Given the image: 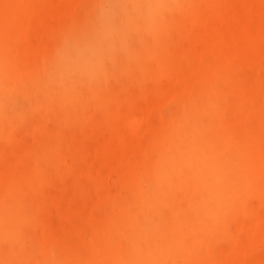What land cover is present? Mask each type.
Masks as SVG:
<instances>
[{"label":"bare ground","instance_id":"obj_1","mask_svg":"<svg viewBox=\"0 0 264 264\" xmlns=\"http://www.w3.org/2000/svg\"><path fill=\"white\" fill-rule=\"evenodd\" d=\"M23 2L0 0V143L9 140L13 128L30 130L36 142L16 152L0 147V264H22L25 248L30 251L26 264H194L197 258L183 255L181 250H201L195 240L185 238L197 230L196 209L207 207L216 215L211 201L216 205L228 202L231 188L243 187L257 177V144L250 141L256 145L252 162H235L232 149L236 138L229 127L260 123L257 114L264 103L259 110L249 104L251 110L242 114L229 93L236 90L254 95L257 86L264 88V9L259 0H190L189 18L179 21L187 26L188 41L176 48L161 44L158 35L163 30L147 45H141L144 41L126 45L128 59H141L140 65H120L110 74L82 83L83 87L93 83L89 93L75 84L62 83L58 76L47 78L44 69L35 72L34 61L51 55L46 46L39 47L40 51L29 50L33 24ZM16 19L27 20V24L20 21L22 28L14 30ZM160 28L155 25L151 31ZM17 36H23L18 51L10 44ZM222 46L233 54H219ZM236 58L244 62L247 72L236 66L230 74ZM125 70L136 72L138 90L131 89L128 82H117ZM25 76L33 83L40 81L44 97L78 103V109L63 115L64 120L76 119L75 132L68 133L63 124L56 123L43 133L41 121L49 116L47 111L31 129L23 126L41 109L31 102L34 92L17 85ZM148 93L154 100L144 103ZM9 94L29 100L26 108L17 112V119L2 106L3 97ZM171 99L175 101L172 112L154 117L155 110ZM91 103L102 108L98 118L82 113L81 108ZM214 105L221 107L217 114ZM91 117L97 125H104L107 138L83 128V121ZM149 131L152 139H157L155 152ZM112 154L106 168L98 164L94 172H85L106 175L117 185L113 195L93 198L90 203L80 186L63 185L56 190L51 186L55 178L72 174L71 162L96 164ZM175 161L193 167L178 183L202 181V199L185 206L176 202L172 191L176 181L170 171ZM195 189L193 185L191 196ZM79 198L84 201L78 208ZM121 199L137 208L125 206ZM111 202L115 205L110 209L101 207ZM171 206L176 220L166 224L163 210ZM1 241L22 246L4 248ZM244 259L235 264H244Z\"/></svg>","mask_w":264,"mask_h":264},{"label":"rangeland","instance_id":"obj_2","mask_svg":"<svg viewBox=\"0 0 264 264\" xmlns=\"http://www.w3.org/2000/svg\"><path fill=\"white\" fill-rule=\"evenodd\" d=\"M130 3L141 4L143 0H24L22 7L30 10L26 13L27 16L31 17L33 24L28 48L32 52L40 51L39 47L46 46L48 47V56L51 55V57L44 58L43 55L41 59L34 61L35 66H33V68L36 67L37 69L35 72L38 73L40 70L44 69V74L47 78L57 77L61 53L69 46L79 43L92 35L95 29L97 15L101 9L114 6H125ZM164 3L169 10L155 24L156 27H161L160 31L154 32L145 30L142 22L138 19H133L131 22L122 20V23H129L126 45L135 46L142 41H144L141 43L142 46L147 45V42L149 44L153 40H156L157 35L163 30L162 35H158V40H161L160 43H170L171 48L180 47L182 43L189 40L185 36L187 26L180 24L179 21L185 17L187 19L189 18L187 12L189 10L190 0H164ZM259 5L264 9V0H259ZM262 17L264 18V15H262ZM20 21L23 26L27 24V20H17V26L14 27V30L22 28ZM165 25L168 27L164 29ZM262 36L264 43V32ZM76 37H78V39ZM166 37H168V40L165 39ZM73 39L77 40L74 44L73 41L75 40ZM22 43L23 36H17V39L13 37V39L10 40L11 47L13 49L16 48V51L23 47ZM52 51L56 56L52 55L54 54L51 53ZM219 54L232 55L233 53L228 47L222 46L219 49ZM128 57L126 49L118 52L113 60L104 66L103 71L98 74L95 79L112 73V71L117 69L120 65L124 67L132 66L133 68H137L140 65L141 59L130 60ZM232 65L233 68L229 70L230 74L235 72L236 66H238L240 70H243L242 72H247L246 65L239 58H236ZM54 67L57 72L54 71ZM28 73L31 74L30 72ZM136 78V72L125 70L120 73L117 82L120 84L128 82L131 89L138 90L140 83ZM167 78L166 76V79ZM21 79V81H19V79L17 82L18 87L22 90H26L28 93L34 92V97L31 102L41 106L40 111H37L33 116H30L23 122L25 123L23 126H28L29 129H31L34 124L39 122L41 113L47 111L49 116L41 121V123H43V133L53 128L56 123L63 124L64 127L67 128L66 130L68 133L76 131L78 123L76 119L64 120L63 115L65 113L67 114L69 110L78 109L77 102L64 104L52 98L44 97L39 90L41 89L40 81L33 83V80L29 76H25ZM86 81L89 80H75L69 83L75 84L84 93H89L90 89L93 87V83L83 87L82 83ZM216 81L217 78L214 79V82ZM256 90L257 93L254 95L248 93L241 94L236 90L231 91L229 93V98L233 101H238V107L242 114L251 110L249 104L252 105V108L255 107L259 110V107L264 103V88L257 86ZM153 100L152 93H148L147 97L143 99V102L149 103ZM249 101L250 103H248ZM28 104L29 100L20 99L16 94L6 95L2 99V106L5 107L12 119H17V112L20 109L26 108ZM174 104L175 101H172V99L166 101L162 109L155 110L153 116L159 117L163 112L171 113ZM213 109L214 113L217 114L221 107L219 105H214ZM81 110L82 113H92V116L94 115L95 118H98L102 113L101 106L95 103H91L81 108ZM259 111L260 113L257 114V119H259L260 123H237V126L242 130L234 126L235 124L232 125V128L229 127V130L236 138V142L233 144L234 146L232 149L234 150V152L232 151V155H235L233 156L235 162H252V154H254V149L256 147L254 143L257 144V177L247 180L246 185L243 187H238V185H236L235 188H231L230 194L232 197L228 202L224 201L222 204L216 205L214 201H211L210 204L213 206V210L215 209L216 215L210 213L207 207L196 209V214L199 217L197 222H195L197 230L193 233L188 232L187 235L185 234V238L188 241L195 240L201 250L195 248L192 252H189L187 249L181 250V254H190L194 260L197 258L194 264H235V262L241 261V258L246 259H244V264H264V108L263 111ZM83 122V128L88 129L91 133L101 138L108 137L105 133L104 125H97L93 117L87 118ZM217 129L218 132L222 130L219 127H217ZM241 131H244L246 134L243 136ZM147 136L150 137L151 149L155 152L157 148V139H152L150 131ZM34 142H36L35 134L30 130H26L25 128H13L9 140H3L0 143V147L7 152H16L21 151L24 147L32 145ZM235 153L238 154L236 155ZM241 155V159H236ZM113 156L114 154L107 157L104 161L90 165H86L84 162H71L73 169L72 174L64 179L55 178L51 186L55 190L63 185L69 187L80 186L83 188L84 192L87 193L85 199L87 201L91 199L90 203L93 201V198L113 195L117 191V185L109 182L106 175L97 174L98 176H93L95 174L85 172L87 169L94 172L98 164H102L106 168L108 160L112 159ZM175 163L177 164H175V167L172 166L170 171L173 173L174 180L176 181V184L173 185L172 188L176 202L185 206L190 202L202 199L204 195V183L202 181L188 179L178 183V179H182L188 172L193 171V167L179 165L178 163L180 162L178 161H175ZM231 177L234 179V176ZM228 178L232 179L230 176H228ZM228 178L226 181L229 180ZM149 183L147 185H149ZM193 185L196 186V189L195 194L191 196L189 191ZM69 190L72 192L71 189ZM123 194H125V192H123ZM83 201L84 200L78 202V208ZM121 203L127 207L137 208L136 204H131L125 199H121ZM89 204L87 208H90ZM114 205L115 204L111 202L101 207L110 209ZM173 211V206L164 208L163 212L166 224L173 223L176 220V215H174ZM72 217L74 216L72 215ZM1 245L4 248L10 246L13 249L22 246L20 242L11 243L8 241H1ZM29 252L27 248L24 249L22 253V264H26L24 260L27 262ZM177 263L182 262L177 260Z\"/></svg>","mask_w":264,"mask_h":264},{"label":"clouds","instance_id":"obj_3","mask_svg":"<svg viewBox=\"0 0 264 264\" xmlns=\"http://www.w3.org/2000/svg\"><path fill=\"white\" fill-rule=\"evenodd\" d=\"M168 10L164 0L101 9L92 35L61 53L58 79L62 83L95 79L118 52L125 50L129 23L122 20L138 19L145 30H151Z\"/></svg>","mask_w":264,"mask_h":264}]
</instances>
